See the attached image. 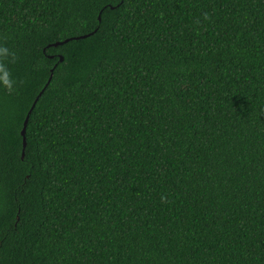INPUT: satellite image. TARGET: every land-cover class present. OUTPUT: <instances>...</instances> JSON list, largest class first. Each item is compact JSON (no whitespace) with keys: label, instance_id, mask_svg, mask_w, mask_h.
I'll return each instance as SVG.
<instances>
[{"label":"trees","instance_id":"trees-1","mask_svg":"<svg viewBox=\"0 0 264 264\" xmlns=\"http://www.w3.org/2000/svg\"><path fill=\"white\" fill-rule=\"evenodd\" d=\"M0 43V264H264V0H0Z\"/></svg>","mask_w":264,"mask_h":264},{"label":"clouds","instance_id":"clouds-1","mask_svg":"<svg viewBox=\"0 0 264 264\" xmlns=\"http://www.w3.org/2000/svg\"><path fill=\"white\" fill-rule=\"evenodd\" d=\"M14 59L15 56L10 49L0 43V88L2 89L12 90L17 86V80L8 67Z\"/></svg>","mask_w":264,"mask_h":264},{"label":"water","instance_id":"water-1","mask_svg":"<svg viewBox=\"0 0 264 264\" xmlns=\"http://www.w3.org/2000/svg\"><path fill=\"white\" fill-rule=\"evenodd\" d=\"M99 20H100V16H99ZM87 36H89V35L82 36V37H77V38H75V39H77V40L80 39V38L83 39V38H86ZM70 40H72V39H67V40H65V41H63V42H57V43L51 44L50 46H51V47H57V46H60V45H63V44H65V43L69 42ZM50 46H49V47H50ZM63 59H64V58H63L62 56H60V61H63ZM51 78H52V76L50 77V79H49L47 85L45 86V88H44V89L40 92V94L38 95L37 99L35 100V102H34L32 108L30 109V111H29V113H28V115H27V117H26V119H25L24 127H23V129H22V131H21V135H22V137H23V151H22V157H24V154H25V148H26V146H27V140H26V129H27V125H28V121H29L30 115H31V113H32V111H33V109H34V107H35V105H36V102L38 101L39 97L43 94L44 90L47 88L48 84L50 83Z\"/></svg>","mask_w":264,"mask_h":264}]
</instances>
